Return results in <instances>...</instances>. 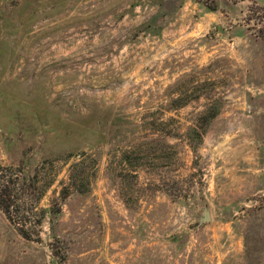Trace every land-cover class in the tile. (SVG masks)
<instances>
[{"label":"rangeland","instance_id":"1","mask_svg":"<svg viewBox=\"0 0 264 264\" xmlns=\"http://www.w3.org/2000/svg\"><path fill=\"white\" fill-rule=\"evenodd\" d=\"M0 192V264H264V0H0Z\"/></svg>","mask_w":264,"mask_h":264},{"label":"trees","instance_id":"2","mask_svg":"<svg viewBox=\"0 0 264 264\" xmlns=\"http://www.w3.org/2000/svg\"><path fill=\"white\" fill-rule=\"evenodd\" d=\"M210 110H211L210 108L206 109V111H204L203 114L209 115V118L215 117V115L217 114L216 109L212 113L209 112ZM191 133H195V135L197 136V138H200L201 137L194 129H192L190 132H188V136L189 137H190ZM130 153H131L130 151H125L122 155H131ZM79 163H82V160ZM74 166H77V165L75 164ZM68 180H69L70 184H73L75 182L74 181L75 180V176L72 173H70V175L68 177ZM3 196H4V194L0 192V206L4 209V213L10 219L9 207L6 206V205H4V199H2Z\"/></svg>","mask_w":264,"mask_h":264},{"label":"water","instance_id":"3","mask_svg":"<svg viewBox=\"0 0 264 264\" xmlns=\"http://www.w3.org/2000/svg\"><path fill=\"white\" fill-rule=\"evenodd\" d=\"M210 220V215L207 210L203 212L202 218L200 219V224L206 223Z\"/></svg>","mask_w":264,"mask_h":264}]
</instances>
